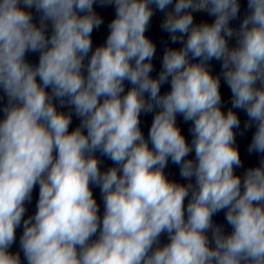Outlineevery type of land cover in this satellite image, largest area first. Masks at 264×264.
Listing matches in <instances>:
<instances>
[{
    "label": "clouds",
    "instance_id": "9594fccd",
    "mask_svg": "<svg viewBox=\"0 0 264 264\" xmlns=\"http://www.w3.org/2000/svg\"><path fill=\"white\" fill-rule=\"evenodd\" d=\"M96 4L116 14L93 50ZM246 4L240 19V0H0V264H21L9 251L21 225L27 264H264V0ZM153 6L180 45L164 49L155 77ZM196 12L214 21L196 24ZM234 109L255 128L248 152L261 156L243 175ZM153 112L145 138L140 117ZM178 115L191 123L190 143ZM96 153L113 166L102 171ZM169 160L187 184L168 179ZM222 211L231 231L213 222Z\"/></svg>",
    "mask_w": 264,
    "mask_h": 264
},
{
    "label": "water",
    "instance_id": "95a60500",
    "mask_svg": "<svg viewBox=\"0 0 264 264\" xmlns=\"http://www.w3.org/2000/svg\"><path fill=\"white\" fill-rule=\"evenodd\" d=\"M241 2V13H240V19L243 18V15L247 9L246 0H240ZM94 10L103 19V23L100 26L99 29H94L92 33V41H93V50L96 46L102 45L106 41V37L109 32L108 25L111 22L112 19L115 17V7L114 6H108V7H102L99 4L94 5ZM170 10V8H169ZM34 17V22L39 23V13L35 12L34 9L30 10ZM154 15L151 18L149 27L146 31V36L149 37L156 45V55L153 59V65H154V71L151 73L153 77L158 75V72L160 71L161 65H162V56L164 49L166 47H172V48H178L180 47L179 44H172L169 38V34L162 30L161 24L164 19V13L158 11L153 6ZM194 15V23L199 24L202 22L212 23L214 21V17L209 16L207 13L204 12H196L193 13ZM240 20H234L231 21V26L238 27ZM51 31V27L49 25V34ZM230 46H234L235 41L229 42ZM26 60L31 63L33 66H36L38 64V54L36 53H28L26 54ZM88 60H85V64H87ZM210 70L212 71L213 75H219L221 72V65L220 62H217L215 60H212L209 62ZM86 75V73H85ZM130 87V85L125 82V91ZM170 90V85H163L161 88V94L167 92ZM47 91H50L48 89ZM221 95H222V109L227 112L228 108L231 107L230 99H231V93L230 89L227 87L223 79L221 78ZM7 103V97L4 95L3 91L0 90V119H3V111L2 108ZM58 110L63 112H69L71 109L69 107L60 108L57 104ZM237 112L239 119L241 121L240 128L234 129V132L236 133V146L238 147L241 161L243 167L235 169V173L239 175H243L244 171L250 167H256L260 164L261 156L258 153H249L248 152V146L251 143V138L254 134L255 128H249L245 129L244 125L247 121L246 114L241 110H235ZM154 112L149 114H141V130L145 136V138L148 137V133L150 131V126L152 119L154 118ZM177 126L181 129L182 134L185 135L186 140L190 143L191 142V135L189 132V128L191 127V123H185L182 116H177ZM80 123L79 118H77L75 115L72 117V123L70 124V131L73 130L75 127H77ZM96 156L102 161L100 167L101 170H106L107 168L113 166L112 162L107 159L106 157L100 156L99 153H96ZM194 153L190 154L189 158H193ZM165 174L168 177L169 180H174L177 183L181 184H187L188 181L181 178L179 174V166L173 164L170 160L165 168ZM194 183V181H193ZM93 191V196L97 201V204L99 206V215L103 216L104 212V203L102 200L100 189L91 186ZM38 195H39V186L37 185L34 187L32 192V198L30 202L25 203V216L24 218L27 219L29 216H33L37 210V202H38ZM187 204V200L185 201V206ZM213 222L216 224L224 225L226 231H231V229L227 226L225 219H224V212H220L213 217ZM23 232V226L17 228L16 230V240L15 243L10 247L9 251L13 254L19 253L21 264H27V261L24 258L23 251L20 248V237ZM98 235V234H97ZM210 235V233H209ZM93 239H96V237H93ZM161 244H165L168 242V237L166 234L162 235L160 237Z\"/></svg>",
    "mask_w": 264,
    "mask_h": 264
}]
</instances>
